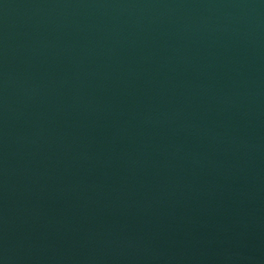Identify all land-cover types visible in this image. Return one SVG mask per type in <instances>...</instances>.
I'll list each match as a JSON object with an SVG mask.
<instances>
[{"label":"water","instance_id":"obj_1","mask_svg":"<svg viewBox=\"0 0 264 264\" xmlns=\"http://www.w3.org/2000/svg\"><path fill=\"white\" fill-rule=\"evenodd\" d=\"M0 264H264V0H0Z\"/></svg>","mask_w":264,"mask_h":264}]
</instances>
